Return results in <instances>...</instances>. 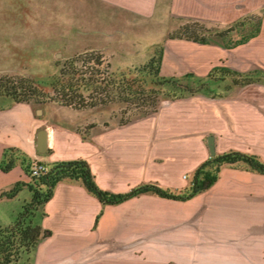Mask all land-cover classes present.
I'll return each instance as SVG.
<instances>
[{"label": "rangeland", "instance_id": "rangeland-1", "mask_svg": "<svg viewBox=\"0 0 264 264\" xmlns=\"http://www.w3.org/2000/svg\"><path fill=\"white\" fill-rule=\"evenodd\" d=\"M64 7L65 14H61L58 0H0V34H18L0 36V79L51 82L58 60L74 57L87 43L101 40L108 41V49L98 52L117 72L144 64L158 46L165 48L162 73L169 77L179 78L188 73L204 77L214 66H228L242 72L256 68L264 70V25L257 39L245 46L225 50L169 39L185 22L168 19L166 14L147 20L128 18L115 11L113 24L105 34L91 22L88 6ZM241 7L264 18V0ZM238 8L227 6L226 10ZM204 23L226 26L225 22ZM50 97L43 105H35V110L42 111L40 114L48 112L55 123L82 130L87 136L101 135L99 140L102 141L106 136L105 124L108 122L109 128L120 126L125 110L121 104L76 110L62 105L54 94ZM12 103L9 99L1 100L0 107ZM162 106L158 115L141 121L137 119L114 132V139L161 143L160 148L146 149V176L156 174L163 178L168 175L163 172L164 167L154 173L156 164L193 166L202 161V148L207 147L210 135L220 136L221 142L227 144H242V137H248L252 154L264 160V85L242 88L228 100L199 95L166 102ZM91 125L97 126L92 133L89 131ZM168 142L173 145L166 146ZM150 151L155 152L154 160L150 159ZM181 177L189 180L187 173ZM230 181L223 189L231 192L227 199L234 204L239 227L219 231L212 228L211 223L207 226L201 215L186 218L184 209H178L166 200L147 197L113 209L111 219L118 220L120 228L116 233L118 236L107 242L105 248L109 250L106 252L115 257L129 256L128 264H160L155 256L159 257L160 248H168L171 240L192 244L193 259L169 260L165 264H264V176L234 175ZM25 194L20 197L21 201L0 203V225L10 224L22 210ZM30 199L28 197L27 202ZM127 245L130 247L126 248ZM183 247L180 245L177 251H183ZM208 254L215 257L220 254V257L208 260ZM19 264L33 262L30 259Z\"/></svg>", "mask_w": 264, "mask_h": 264}, {"label": "crops", "instance_id": "crops-1", "mask_svg": "<svg viewBox=\"0 0 264 264\" xmlns=\"http://www.w3.org/2000/svg\"><path fill=\"white\" fill-rule=\"evenodd\" d=\"M257 2L258 0H58L59 13L61 14H65L66 10L63 9L66 6L64 7V5L82 4L88 6L92 16L91 22L95 23L97 29L99 28L105 34H107L106 29L113 24L115 11L119 14H125L128 18L154 20L166 14L168 19L181 21L191 19L218 24L225 22L227 26L253 13L252 10L247 11L246 8L243 10L240 6L256 5ZM227 6H238L239 8L227 11ZM9 35L18 34L16 32L0 34V36ZM107 44L108 41L105 40L87 43L85 48L77 51L76 55L88 51L107 50ZM162 108L163 106L157 114L141 118L138 121L158 115ZM40 113L42 111L35 110V105L31 103H12L5 108H0V160L4 151L10 148L21 152L32 164L43 162L50 166L56 162L85 159L89 162L100 188L113 193H126L149 181H155L164 187L174 189L185 188L189 184L195 169L210 158L207 145V147L202 148L204 159L195 165L187 166L182 163L170 167L164 164H156L153 166L154 173L158 171L156 169L161 171L164 167L163 172L168 173V175L163 178L156 174L146 176V149L147 147L149 150L160 148L161 143L159 141L114 139L115 130L124 129L128 124L116 128L106 126L104 141L99 140L101 135L97 134H90L91 137L89 135V139L84 140L75 129L55 123L48 112L46 114ZM94 129L96 130L97 126L91 125L90 133ZM42 130H46L48 134V152L45 154L38 150V135ZM247 132L251 134V131ZM215 137L217 154H223L230 150L252 154L248 144V141L251 140L248 137H242V144L235 141L234 144L222 143L220 136ZM165 145L170 146L173 143L168 142ZM150 154L152 155L150 159L154 160L156 158L155 152L150 151ZM185 154L187 155V153ZM20 162L9 173L0 170V192L8 190L17 182L30 183L31 179ZM183 173L188 174L189 180H184L181 177ZM249 174L253 173L226 168L214 187L188 202H178L147 195L118 206L106 208H103L99 200L90 195L81 185L72 182L61 183L57 186L53 198L46 205L48 215L42 222L44 229L49 231V236L39 245L34 257L31 258L32 262L33 264H113V262L128 264L129 256L115 257L112 253L106 252L109 250V248H105L107 242L113 236H118L116 233L120 228L118 220L112 221L111 212L113 209L125 207L135 200L147 197L166 200L172 203L174 207L184 209L186 218L201 215V220L206 222L207 226L211 223L212 228L219 231L226 228H237L240 224H237L238 218L234 204L231 202L232 200L227 199L228 196H231V192L223 188L226 184L230 185V178H233L234 175ZM25 193L30 192L25 188L13 201H21L20 197ZM28 197L31 198V194H25L23 201L27 202ZM102 211L103 216L95 227L97 217ZM168 245L170 247L160 248L159 257L155 256V259L161 261L160 264H165L169 260L193 259L190 249L192 244L187 242L174 243L170 240ZM180 245L184 246L183 251H177L180 249ZM128 247L130 246L127 245L126 248ZM217 255L219 256H209L208 254L207 259H217L220 254Z\"/></svg>", "mask_w": 264, "mask_h": 264}, {"label": "trees", "instance_id": "trees-1", "mask_svg": "<svg viewBox=\"0 0 264 264\" xmlns=\"http://www.w3.org/2000/svg\"><path fill=\"white\" fill-rule=\"evenodd\" d=\"M263 16L251 14L225 27L196 20L185 23L169 39L185 40L200 45L218 46L233 50L259 37ZM165 48L158 46L142 65L117 72L106 63L98 51L86 52L66 60H58L51 82L0 79V101L43 105L54 94L62 105L76 110L121 104L124 112L120 124L125 126L137 119L155 115L163 103L206 95L212 99H231L236 91L264 85V70L256 68L242 72L228 66H214L199 77L188 73L181 77L163 75ZM5 108V107H0ZM108 122L105 126H108ZM77 132L88 140L82 130ZM19 161L30 183L17 182L0 192V201L14 200L26 188L31 199L7 225H0V264L28 262L41 242L49 236L42 222L47 217L46 205L53 198L57 186L64 182L81 185L97 198L103 208L118 206L142 196H155L178 202H188L214 187L224 169L230 168L264 176V160L256 154L230 150L206 160L192 173L189 184L182 189L164 187L158 183H143L126 193L103 190L96 181L89 162L75 159L50 165L48 174L39 178L31 175L32 162L16 149H6L0 160V170L9 173ZM103 211L96 220L97 227Z\"/></svg>", "mask_w": 264, "mask_h": 264}, {"label": "water", "instance_id": "water-1", "mask_svg": "<svg viewBox=\"0 0 264 264\" xmlns=\"http://www.w3.org/2000/svg\"><path fill=\"white\" fill-rule=\"evenodd\" d=\"M41 112V111H40ZM207 145L209 148L210 156L214 157L217 155L216 150V137L215 135H210L207 138ZM48 134L46 130L40 131L38 135V150L40 153L45 154L48 152Z\"/></svg>", "mask_w": 264, "mask_h": 264}, {"label": "built area", "instance_id": "built-area-1", "mask_svg": "<svg viewBox=\"0 0 264 264\" xmlns=\"http://www.w3.org/2000/svg\"><path fill=\"white\" fill-rule=\"evenodd\" d=\"M49 171L50 166L43 162H34L31 167V175L36 178L48 174Z\"/></svg>", "mask_w": 264, "mask_h": 264}]
</instances>
